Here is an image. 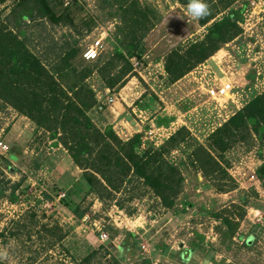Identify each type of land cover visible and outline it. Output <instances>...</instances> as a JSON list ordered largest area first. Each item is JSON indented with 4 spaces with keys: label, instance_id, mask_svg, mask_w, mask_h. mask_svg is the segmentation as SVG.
<instances>
[{
    "label": "rangeland",
    "instance_id": "obj_1",
    "mask_svg": "<svg viewBox=\"0 0 264 264\" xmlns=\"http://www.w3.org/2000/svg\"><path fill=\"white\" fill-rule=\"evenodd\" d=\"M77 1L80 7L72 10L76 23L83 18V35H76L69 25L54 29V35L79 41L73 67L91 69L85 81L106 106L104 111L93 110L91 118L102 129L111 127L123 140L139 134L141 151L150 145L163 146L181 129L189 132L190 141L207 147L214 131L264 94V0H234L231 4L229 0H207L209 13L197 21L186 15L188 0H130L127 6L142 16L131 29L123 24L129 23L135 13L132 9L123 13L101 0ZM15 2L0 0V21ZM241 10L243 21L236 38L175 83L168 82L165 61L173 50L184 52L205 38L213 22ZM90 18L95 27L87 33ZM204 19L209 21L205 25ZM24 24L36 32L39 29L36 21ZM34 34L28 36L37 42ZM102 34H106L102 47L86 58L84 50ZM133 45L142 46L141 57L137 47L128 55L127 48ZM117 50L129 65L114 60L111 77L124 75L110 87L99 67L113 59ZM224 76L237 82V104L230 100L216 103L202 88ZM59 80L67 86L72 78ZM106 89L116 99L114 104L105 101ZM0 137L9 148L0 155V264H264V142L260 140L238 143L223 154L227 171L237 183V189L229 193L218 191L216 178H206L195 168L188 159L192 150L186 145L171 150L167 157L180 165L184 183L175 206L166 209L146 192L142 196L139 191L120 193L117 199L105 201L93 193L86 195L83 171L60 142L1 101ZM11 154L18 159L10 160ZM58 195L66 197L60 200ZM248 195L252 205L246 208L244 219L232 216L239 225L231 237L216 215ZM77 205L84 216L74 212ZM102 234L107 235V242L100 239ZM129 234L148 251L141 249L122 261L115 253L105 254L111 245L117 249L129 246ZM195 243L205 251L184 255ZM92 251H97L96 257L84 262Z\"/></svg>",
    "mask_w": 264,
    "mask_h": 264
},
{
    "label": "trees",
    "instance_id": "obj_2",
    "mask_svg": "<svg viewBox=\"0 0 264 264\" xmlns=\"http://www.w3.org/2000/svg\"><path fill=\"white\" fill-rule=\"evenodd\" d=\"M129 1L101 0L103 5H116L123 13L131 9L135 12L129 23L123 24L127 29H131L142 17L131 5L127 6ZM233 1L229 0L228 3ZM14 5L5 20L0 21V101L60 142L74 165L83 171L86 195L93 193L99 200L105 201L117 199L120 193L139 191L142 196L146 192L158 198L166 209H172L183 191L184 177L180 165L167 156L171 150L182 149L184 145L192 150L188 159L195 168L206 178H216L218 191L229 193L237 189V183L227 171L223 154L238 143L264 142V94L251 100L214 131L208 137L207 147L190 141L189 132L181 129L163 146L156 148L150 145L141 151L139 134L123 140L111 127L102 129L97 126L91 112L96 109L104 111L106 106L98 101L95 91L85 81L91 69L73 67L79 41L66 35L57 39L54 35V29L67 25L73 27L76 35H83V18L76 23V13L72 10L80 7V2L16 0ZM243 11L230 12L226 18L213 22L205 38L193 43L184 52L173 50L165 61L168 82L175 83L226 42L236 38L240 32L239 23L243 21ZM26 21L38 22L37 28L40 30L36 29V32L33 27L24 26ZM86 22V32L89 33L95 27V22L91 18ZM208 22L202 20L203 25ZM29 33H37L39 40L32 41ZM134 48L138 49L137 55L141 57V45L127 48L128 55L134 54ZM115 55L108 63L103 61L99 67L105 84L110 87L119 83L124 75L111 77L114 60L129 65L121 50H117ZM64 76L72 78L67 86L59 80ZM9 159L15 161L18 157L11 154ZM71 186L74 187V181ZM256 195L253 191L252 196L256 198ZM249 199L250 195L243 196L239 204H232L216 215L227 226L229 236L235 234L238 221L245 218L246 208L252 205ZM119 206L122 208L123 204L119 203ZM73 210L80 217L84 216L79 205ZM235 215L238 221L232 218ZM129 236L132 238L129 246L117 249L111 245L105 254L115 253L122 261L140 251V240L133 234ZM200 249L201 252L205 251L199 243L192 244L191 251H186L184 255ZM97 254V251H92L84 262H90Z\"/></svg>",
    "mask_w": 264,
    "mask_h": 264
},
{
    "label": "built area",
    "instance_id": "obj_3",
    "mask_svg": "<svg viewBox=\"0 0 264 264\" xmlns=\"http://www.w3.org/2000/svg\"><path fill=\"white\" fill-rule=\"evenodd\" d=\"M106 38V34L100 35V37L97 38V40L94 42L93 45L85 49L84 56L86 58H91L93 57L92 54L97 53L99 48L102 47L104 41ZM236 81L232 78H229L227 76H224V78H216L214 82L211 84H205L202 88L205 91V94L213 101L216 103L220 102H226V101H232L233 103H236V97L239 94L237 89L238 86L236 85ZM110 90L106 89L105 93L103 95L106 96V100L108 104H114L116 99L112 96H110ZM98 101L101 103V99L99 96H97ZM239 101V100H238ZM237 101V102H238ZM237 104V103H236ZM9 148L7 144H5L0 137V155H4L8 153ZM64 195H60L59 199L63 198ZM100 239L107 242L108 237L106 234H102L100 236ZM141 249L144 250L145 252L148 251V248H146L145 245L141 246Z\"/></svg>",
    "mask_w": 264,
    "mask_h": 264
},
{
    "label": "clouds",
    "instance_id": "obj_4",
    "mask_svg": "<svg viewBox=\"0 0 264 264\" xmlns=\"http://www.w3.org/2000/svg\"><path fill=\"white\" fill-rule=\"evenodd\" d=\"M209 13L207 0H188L186 15L191 21H197ZM187 21V20H186Z\"/></svg>",
    "mask_w": 264,
    "mask_h": 264
}]
</instances>
